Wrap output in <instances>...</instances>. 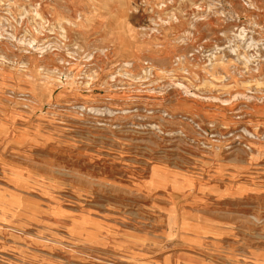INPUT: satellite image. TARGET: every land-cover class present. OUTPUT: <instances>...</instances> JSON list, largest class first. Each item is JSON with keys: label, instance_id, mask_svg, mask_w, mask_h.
Returning a JSON list of instances; mask_svg holds the SVG:
<instances>
[{"label": "rangeland", "instance_id": "374dc122", "mask_svg": "<svg viewBox=\"0 0 264 264\" xmlns=\"http://www.w3.org/2000/svg\"><path fill=\"white\" fill-rule=\"evenodd\" d=\"M0 264H264V0H0Z\"/></svg>", "mask_w": 264, "mask_h": 264}]
</instances>
